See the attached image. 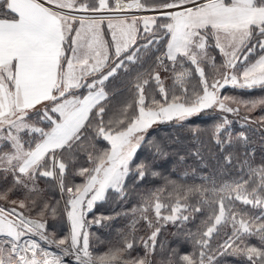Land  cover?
Segmentation results:
<instances>
[{
	"label": "snow or ice",
	"instance_id": "1",
	"mask_svg": "<svg viewBox=\"0 0 264 264\" xmlns=\"http://www.w3.org/2000/svg\"><path fill=\"white\" fill-rule=\"evenodd\" d=\"M0 264H264V0H0Z\"/></svg>",
	"mask_w": 264,
	"mask_h": 264
}]
</instances>
